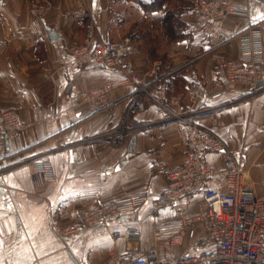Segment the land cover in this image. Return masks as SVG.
<instances>
[{"label":"crops","instance_id":"0c3cea01","mask_svg":"<svg viewBox=\"0 0 264 264\" xmlns=\"http://www.w3.org/2000/svg\"><path fill=\"white\" fill-rule=\"evenodd\" d=\"M153 1L0 0V108L14 109L25 125L8 140L0 163L3 264H130L129 254L143 258L155 248L161 260L207 248L199 224L169 248L156 235L159 220L199 211L202 193L185 209L151 208L168 186L162 170L153 167L182 164L188 151L186 126L146 98L129 114L128 96L135 86L126 82L125 71L96 64L77 67L71 49L79 45L132 38L136 51L125 62L131 61L139 75L156 69L168 97L177 103L173 107L180 106L223 138L239 158L246 186L264 197V86L254 98L247 96V88L209 98L219 73L216 56L238 59L241 32L256 26L264 47V0H206L249 11L247 16L230 15L209 35L198 27L194 0H165L158 8H147ZM171 11L181 20L186 35L181 40L173 41L165 32L164 19ZM113 82L120 85L109 93L105 108L92 109L82 100ZM196 82L200 89L192 104L189 91ZM158 86L153 81L150 89L156 92ZM126 123L132 127L128 137L122 133ZM46 153L52 155L53 174L35 173L30 162ZM207 159L216 171L207 186L226 190L221 154L209 153ZM140 192L148 194L144 202L109 216L104 227L87 226L61 236L81 210ZM130 228L139 240L124 236Z\"/></svg>","mask_w":264,"mask_h":264},{"label":"built area","instance_id":"2783aa9c","mask_svg":"<svg viewBox=\"0 0 264 264\" xmlns=\"http://www.w3.org/2000/svg\"><path fill=\"white\" fill-rule=\"evenodd\" d=\"M194 7L200 12L198 27L203 35L212 34L215 28L230 15L247 16L244 6H231L220 2L194 0ZM240 57L235 60L216 56L218 76L214 81L215 90L209 94L211 100L228 96L247 88L249 98H254L264 86V47L261 30L249 27L238 35ZM136 51L134 40L124 37L115 41L97 42L94 45H79L71 49V60L79 68L91 64L111 70H124L126 82L135 86L129 97V114L138 110L142 98L156 104L169 118L181 121L187 128L188 151L182 164L176 167L154 166L153 170H162L168 180L166 190L152 203L156 211L170 207L185 209L193 196L202 193V206L199 211L186 213L173 221L159 220L156 235L167 247L181 243L186 231L199 224L203 226L202 243L206 249L177 258L175 260L159 258L158 250H151L147 257L139 258L129 254L130 264H264V197L258 196L245 184V174L239 158L225 140L212 130L199 125L195 119L186 115V111L170 99L166 83L160 79L156 69L147 70L143 75L134 71L131 61H126ZM160 64H158L159 66ZM159 84L156 92L150 89L152 82ZM120 85L108 83L101 88L82 96V100L92 109L105 108L109 93ZM200 84L190 88L191 103L198 96ZM17 112L12 108H0V163L5 158V146L24 129ZM132 130L129 123L123 128L128 137ZM209 153H219L223 160L221 170L226 180V190L208 187L207 182L216 174L207 159ZM53 158L46 153L30 162L35 173L52 172ZM148 197L147 192L130 194L104 204H97L81 210L74 225L60 231L62 237L81 232L85 227H104L109 216L135 209ZM122 236L121 232H115ZM124 236L129 240H139L135 228L128 229ZM116 259V254H111ZM78 264H87L82 261Z\"/></svg>","mask_w":264,"mask_h":264},{"label":"trees","instance_id":"16d2710c","mask_svg":"<svg viewBox=\"0 0 264 264\" xmlns=\"http://www.w3.org/2000/svg\"><path fill=\"white\" fill-rule=\"evenodd\" d=\"M165 0H154L151 4L147 5L149 9H155L160 7ZM164 29L166 34L171 38V40H181L185 38L183 33V28H181V20L176 12L171 11L166 14L164 19Z\"/></svg>","mask_w":264,"mask_h":264},{"label":"snow or ice","instance_id":"6c2138e0","mask_svg":"<svg viewBox=\"0 0 264 264\" xmlns=\"http://www.w3.org/2000/svg\"><path fill=\"white\" fill-rule=\"evenodd\" d=\"M261 18H264V16H262ZM3 182H4L3 180H0V183H3ZM4 191H5L4 189H0V196H3ZM2 206H3V201H0V207ZM8 206L11 207L10 204ZM3 232H4V228L0 226V249H2L4 245ZM0 264H3L2 260H0Z\"/></svg>","mask_w":264,"mask_h":264},{"label":"water","instance_id":"95a60500","mask_svg":"<svg viewBox=\"0 0 264 264\" xmlns=\"http://www.w3.org/2000/svg\"><path fill=\"white\" fill-rule=\"evenodd\" d=\"M51 37H52V40H57L59 38V36L53 31L51 32Z\"/></svg>","mask_w":264,"mask_h":264}]
</instances>
